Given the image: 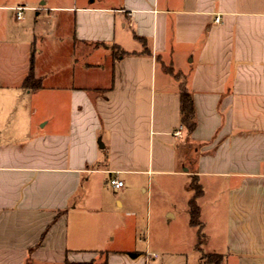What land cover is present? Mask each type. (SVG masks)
Listing matches in <instances>:
<instances>
[{
	"label": "crops",
	"instance_id": "crops-1",
	"mask_svg": "<svg viewBox=\"0 0 264 264\" xmlns=\"http://www.w3.org/2000/svg\"><path fill=\"white\" fill-rule=\"evenodd\" d=\"M31 54L37 89L22 85ZM168 69L190 90V133ZM201 252L264 264V0H0V264Z\"/></svg>",
	"mask_w": 264,
	"mask_h": 264
},
{
	"label": "trees",
	"instance_id": "trees-1",
	"mask_svg": "<svg viewBox=\"0 0 264 264\" xmlns=\"http://www.w3.org/2000/svg\"><path fill=\"white\" fill-rule=\"evenodd\" d=\"M32 66H33V55L31 54L29 72L25 76L22 85L25 88L37 89L41 87V79L35 75ZM168 70H170L171 74H173L178 81L180 122L185 127L187 132L190 133L194 130L196 125L195 108L190 90L186 84L185 78L182 73L179 72L173 73L171 69ZM189 187L192 188L194 191L193 196L189 199L188 202L189 221L191 225L201 227V222L199 220V208L196 200L201 195L202 189L196 178L191 179ZM202 235L200 236L201 238L203 237ZM200 237L198 232V239L196 245L197 248H199V245H201L204 241V237L202 240L199 239ZM129 255L135 256L136 252H129ZM222 258L223 257L220 254L208 253L206 255H201V262L203 264H220ZM65 264H87V263L65 262ZM103 264H105V262Z\"/></svg>",
	"mask_w": 264,
	"mask_h": 264
},
{
	"label": "rangeland",
	"instance_id": "rangeland-1",
	"mask_svg": "<svg viewBox=\"0 0 264 264\" xmlns=\"http://www.w3.org/2000/svg\"><path fill=\"white\" fill-rule=\"evenodd\" d=\"M143 188H148V193L143 192L142 208H143V212H144V217H145V214H148L149 220H151L150 224H148V231L150 232L153 240H156V228L154 226L155 223L153 222L152 218L154 219L155 210H156V207H158V202H159L158 198L159 197H157V194H156L157 191H156L155 182H153V183L150 182L149 186L144 185ZM133 190L137 194L142 193L141 187L136 186V187H134ZM158 216H159L160 220L163 222V224H165V221L167 219L166 214L164 212H160V214ZM196 227L199 229V237H200L203 234L202 229L199 226H196ZM146 228H147V225H146L145 219L143 218V235L147 234ZM202 236L205 239V235L203 234ZM203 237L202 238L200 237L199 239L202 240ZM200 246L201 245H199V247ZM206 254H208V253L201 252V255H206ZM189 262H190L189 264H192V262L190 261V258H189Z\"/></svg>",
	"mask_w": 264,
	"mask_h": 264
},
{
	"label": "built area",
	"instance_id": "built-area-1",
	"mask_svg": "<svg viewBox=\"0 0 264 264\" xmlns=\"http://www.w3.org/2000/svg\"><path fill=\"white\" fill-rule=\"evenodd\" d=\"M14 9L16 10V18L17 19L22 18L24 7L23 6H17ZM218 20H219V17L216 16L215 21H218ZM109 183L114 188H120L123 186V181L119 180L117 177L110 178Z\"/></svg>",
	"mask_w": 264,
	"mask_h": 264
}]
</instances>
